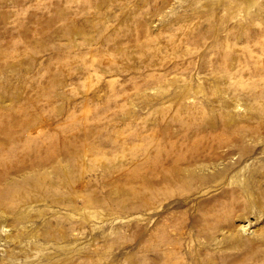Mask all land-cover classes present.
<instances>
[{
  "label": "rangeland",
  "instance_id": "rangeland-1",
  "mask_svg": "<svg viewBox=\"0 0 264 264\" xmlns=\"http://www.w3.org/2000/svg\"><path fill=\"white\" fill-rule=\"evenodd\" d=\"M0 264H264V0H0Z\"/></svg>",
  "mask_w": 264,
  "mask_h": 264
},
{
  "label": "bare ground",
  "instance_id": "bare-ground-1",
  "mask_svg": "<svg viewBox=\"0 0 264 264\" xmlns=\"http://www.w3.org/2000/svg\"><path fill=\"white\" fill-rule=\"evenodd\" d=\"M248 5L250 6L253 3V0H247Z\"/></svg>",
  "mask_w": 264,
  "mask_h": 264
}]
</instances>
